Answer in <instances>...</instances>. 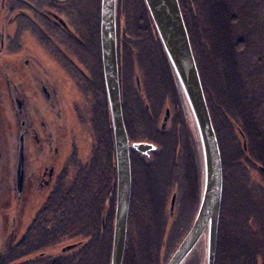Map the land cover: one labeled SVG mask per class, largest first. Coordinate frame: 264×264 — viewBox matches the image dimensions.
I'll list each match as a JSON object with an SVG mask.
<instances>
[{"label":"trees","instance_id":"16d2710c","mask_svg":"<svg viewBox=\"0 0 264 264\" xmlns=\"http://www.w3.org/2000/svg\"><path fill=\"white\" fill-rule=\"evenodd\" d=\"M46 3L21 5L29 8L27 14H35L45 13ZM135 3L140 7L138 12L134 9L140 14L137 18L140 22L132 19L133 0H117L120 80L125 78L130 53L129 41H123L122 36L136 28L153 54L151 61L160 68L158 80L174 85L172 90L180 99L172 68L145 2L135 0ZM71 4L72 30L78 31H73V36L78 34L80 44L84 45L85 37L93 35L94 78L101 93L103 125L97 118L90 121L93 145L86 166H82L81 172L76 170L72 175L71 170L65 174L66 178L57 179V200L53 204L48 201L51 206L42 205L39 227L31 234L42 246H35L32 237L25 248L13 242L8 254L0 255V264H110L115 169L101 70L100 0H71ZM179 4L222 161L223 189L215 264H264V0H179ZM132 93L140 103L137 92ZM122 100L125 102L124 92ZM123 108L127 120L128 111L124 105ZM134 166L138 167L136 163ZM131 193L122 264H161L160 261L165 262L164 256H160L165 226L163 223L156 226L155 214L150 209L145 207L148 215L135 209L133 186ZM64 227L70 228L72 234H64ZM63 237L73 246L57 255L48 253L46 248H54ZM28 252L32 256L26 258Z\"/></svg>","mask_w":264,"mask_h":264},{"label":"flooded vegetation","instance_id":"af4514ba","mask_svg":"<svg viewBox=\"0 0 264 264\" xmlns=\"http://www.w3.org/2000/svg\"><path fill=\"white\" fill-rule=\"evenodd\" d=\"M38 1L47 2L45 13L27 14L29 8L21 5L24 2H30L39 6ZM1 2L0 85L3 98H6L8 104L7 107L2 104L0 108V130L3 131L0 138V197L11 199L14 197L16 212H21L24 208L33 206L38 194L47 189L48 194L44 203H47L49 199L53 204L57 200L56 180L66 178L65 174L70 173L71 170L72 175L76 173V170L81 172L86 166L87 146L83 145L81 151L79 147L77 150L76 135L71 133V128L67 125L71 122L70 117L72 116L69 112L68 101L71 102L70 105L76 113L75 118L80 127H87L88 117L92 121L94 119L92 116H95L97 120L100 119L103 125V107L98 82L94 78L93 35L89 38L85 37L84 45L80 44L78 34L73 36V31L76 33L78 31L72 30L71 0H1ZM14 3H18V6H12ZM32 8L35 7L32 6ZM7 25H9V32H13L12 34L5 31ZM119 39L120 33L117 29V45H119ZM40 44L43 50L40 49ZM127 80V78L120 80L119 76L122 113L129 144L144 141L156 146L146 154L129 148L131 172L133 173V166L137 164V160L147 158L144 170L148 174L147 167H150L153 162L152 156L161 153L158 144L160 146L164 142V134L162 130L158 132L148 127L152 133L147 140L137 136H134L135 139L131 137L123 105L131 109L127 112L128 117L129 113L133 114L134 103L136 104L137 101L133 93L125 89ZM154 82L148 84L144 82L143 86L138 83L140 95L143 94L144 98H148L145 105L149 108L145 115L148 123L157 120L160 113L159 104L168 100L171 104L166 106L169 109V116L165 124L171 115L175 116L177 121L178 117L175 112L181 111V104L176 91L174 93L172 90L173 81V86H169L167 80H155ZM153 88H155L154 91ZM123 92L126 96L125 102L122 100ZM137 95L139 96L138 92ZM139 97L141 99V96ZM87 99H90L89 107ZM86 127L82 129V132H86ZM178 127L181 131L180 135H177ZM164 128L165 126L162 129ZM79 137L82 138L83 134H79ZM155 137L158 139L156 140ZM172 137L171 149L167 157L169 182L171 178L176 177L179 170L178 181L182 182L184 177L188 178L186 180L188 189L193 192L191 196L196 197L201 180L197 175L200 170L199 143L194 131L188 129L185 123L181 125L178 122L176 126H173ZM174 143L176 148L172 146ZM20 152L23 156V169L21 184L17 185L16 168ZM168 191L169 185L164 195V202ZM172 197H174L173 206L170 208ZM176 199V193H172L169 214L173 211ZM143 205L153 212L150 205V193ZM163 205L160 207L162 208ZM40 208L42 209V206ZM40 208L36 210L25 227L26 230L14 243H20L25 248L27 240L32 233L34 234L33 230L39 227ZM153 218L156 226L159 227V215ZM2 254L3 252L0 253ZM31 256L32 252L26 254V258Z\"/></svg>","mask_w":264,"mask_h":264},{"label":"water","instance_id":"95a60500","mask_svg":"<svg viewBox=\"0 0 264 264\" xmlns=\"http://www.w3.org/2000/svg\"><path fill=\"white\" fill-rule=\"evenodd\" d=\"M144 2L172 68L186 121L193 123L195 138L199 143L200 170L197 175L201 180L197 198L195 197V217L166 264L189 262L193 249H202L199 264H215L223 189L222 161L189 33L178 0ZM99 42L114 146L115 203L110 264H122L132 192L129 148L146 154L156 146L144 141L129 144L119 85L116 0H100ZM168 116L167 108L162 119V128ZM22 169L23 156L20 152L16 168L17 185L21 184ZM173 200L174 197L170 208L173 206ZM198 243L199 247H196ZM70 247L72 245H67L63 250Z\"/></svg>","mask_w":264,"mask_h":264},{"label":"rangeland","instance_id":"374dc122","mask_svg":"<svg viewBox=\"0 0 264 264\" xmlns=\"http://www.w3.org/2000/svg\"><path fill=\"white\" fill-rule=\"evenodd\" d=\"M38 2H41V1H38ZM133 3L134 4L132 6H133L134 17L132 19L137 21L139 20L137 18L140 14L136 13L135 11L138 12V9H140V7L137 6V3H135V0H133ZM12 6H18V3H14L12 4ZM1 7H2V2L0 0V22H1V12H2ZM2 17L4 19V16ZM136 21L134 22V26L136 25ZM138 22H140V20ZM8 26L9 25L6 26L5 31L10 33L8 30ZM10 30H12V28H10ZM122 39L123 41H126V40L129 41V50H130L129 62L124 72V77L128 79L127 82L125 83V89L126 91L129 90L131 92L135 90L136 92H138L139 96H141L140 103H136V104L134 103L135 107L132 111L133 114L129 113L127 117V121L129 122L128 123L129 129L131 131V137L137 136V137H140V139L147 140V138L150 137L152 133V132L150 133V129L148 127H152L153 130H157L158 132L162 130L164 134L163 136L164 142L163 143L161 142L162 144H160V146L158 144V148L160 149L161 153L155 154L152 156L153 162L151 163L150 167H147L148 174H146L144 170L147 158L145 159L142 158L140 161L137 160L138 167L133 166L132 186H133L134 194H133L132 200H133V205H134L133 207L135 209L141 211V213L144 215H148L147 209L145 208L147 206L143 205V202L146 201V197L150 193V205H151L152 211L155 215H159V218H160L159 226L161 225V222L165 226L164 234H163L164 238L162 241L163 245L160 250V256L162 258L164 256L165 262L160 261V263L166 264L167 260L170 258L172 253L175 251V249L177 248V246L179 245V243L181 242V240L183 239V237L189 230L193 222V219L195 217L194 215L195 214V197L191 196L193 192L189 191L188 189V183H186V180L188 178L184 177L182 182H179L177 176H179L180 171L178 170V174L176 175V177L173 179L171 178L169 182L170 174L168 172L169 167H168V162H167L168 161L167 157L169 156L170 149H171L170 144L173 140V137H172L173 126H176L178 122L181 125L182 123H185L187 125V128L193 132V123H187L185 114H184V111L181 105V111H179L178 113L175 112L178 117L177 121H176V117L171 115L167 121V124H165V128L162 129L161 128L162 118L165 114V110L167 108L166 106L168 104L169 105L171 104V101L169 103V100L162 101L159 104L158 107H159L160 113L157 116V120L153 121L152 123H148V120L144 115L145 113H148V110H149V108L145 106L148 98L147 97L144 98L143 94L140 95L139 93L140 85H138V83L139 84L141 83V86H143L145 83L148 84V83L154 82L155 80H158L161 71H159L160 70L159 67L155 66V62L153 60L151 61L152 57L150 55L153 56V54L152 52L150 53V51H148L145 40L136 33V28L134 30H131L130 32L129 30H127V33L125 32V34L122 36ZM24 41H25V37H24ZM122 45H125V44L122 43ZM40 49L43 50L41 44H40ZM152 66H155V67H152ZM138 78H140V80H137ZM1 89H2V86L0 85V108L2 107V104L5 105L6 107L8 104V101L6 100V98H3ZM154 89L155 88H153V91ZM70 104L71 102L68 101L69 112L72 114V116L70 117L71 122L67 125L70 126L69 128H71V133H74L76 135L75 141L77 145V150L79 147V150L81 151L82 146L86 145L87 146L86 152L88 155L93 145V131H92V127L90 126L91 119L88 117L89 122H87V127L86 126L80 127L77 124V118H75L76 113L72 110V107ZM88 105H90V99H87V106ZM127 111H131V109H127ZM92 117L94 119L96 118L95 116H92ZM5 120L9 122L7 118H5ZM149 124H151L152 126ZM85 127H86V132L84 133L82 132V129ZM2 132L3 131L1 129L0 138L3 135ZM81 133L83 134L82 138L79 137V134ZM101 133H98V134L100 135ZM180 134H181V131L179 128L177 135H180ZM172 146H175V143ZM178 146H179V138H178L177 149H178ZM177 149H175L176 153H177ZM142 160L143 162L141 164ZM168 185H169V191L165 197V202H164V195L167 192ZM172 193H176L177 199L174 203L175 205L173 207L172 213L169 214V203H170ZM47 194H48V189L44 190L43 192L41 191L38 194L35 201L33 202L34 205L33 206L31 205V207H28V208H24L21 212H16L14 197L12 199L8 197H3V196L0 197V206H1L0 207V252L3 251L4 256L8 254L10 250L8 249V247L14 241H17L18 237L22 235L24 230H26L25 227L28 225V223L34 216V213L36 212V210L42 206V204L44 203L46 199ZM48 201L50 200L47 199V203ZM162 204H164L163 206H165L164 211H163V206L162 208L160 207ZM112 217H113V214H112ZM21 223H23L22 226H21ZM62 231L64 234H67V235L72 234L71 229L68 227L62 228ZM31 237L34 239L33 244H35V246H42V245H39L38 239L35 240V236H31ZM68 243H69V240H67L66 237L60 238V241L56 243L54 248L53 247L46 248L47 252L57 255L60 251H64L63 248L69 245ZM71 245L73 246V244ZM196 247H199V244H197ZM46 249L44 250V252H46ZM216 252H217V245H216ZM199 255H202V249H193L191 252V256H190V261L189 262L184 261L183 264H199ZM215 259H216V255H215Z\"/></svg>","mask_w":264,"mask_h":264},{"label":"bare ground","instance_id":"6f19581e","mask_svg":"<svg viewBox=\"0 0 264 264\" xmlns=\"http://www.w3.org/2000/svg\"><path fill=\"white\" fill-rule=\"evenodd\" d=\"M199 244V243H198Z\"/></svg>","mask_w":264,"mask_h":264}]
</instances>
